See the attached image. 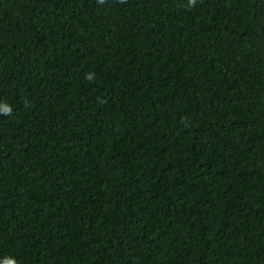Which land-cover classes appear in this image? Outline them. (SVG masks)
Masks as SVG:
<instances>
[{"label": "trees", "instance_id": "16d2710c", "mask_svg": "<svg viewBox=\"0 0 264 264\" xmlns=\"http://www.w3.org/2000/svg\"><path fill=\"white\" fill-rule=\"evenodd\" d=\"M4 103L0 264H264V0H0Z\"/></svg>", "mask_w": 264, "mask_h": 264}, {"label": "clouds", "instance_id": "9594fccd", "mask_svg": "<svg viewBox=\"0 0 264 264\" xmlns=\"http://www.w3.org/2000/svg\"><path fill=\"white\" fill-rule=\"evenodd\" d=\"M100 3H103V0H99ZM191 5H195L196 0H189ZM89 80L92 79L91 75H88L87 77ZM0 114L3 115H11L12 114V107L8 105L7 103H4L0 105ZM8 264H16L15 261H8Z\"/></svg>", "mask_w": 264, "mask_h": 264}]
</instances>
